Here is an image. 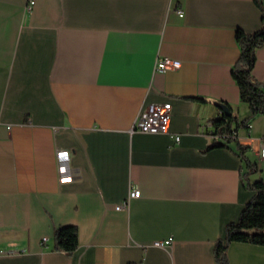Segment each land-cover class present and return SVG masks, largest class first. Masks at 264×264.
I'll return each instance as SVG.
<instances>
[{
	"label": "crops",
	"instance_id": "1",
	"mask_svg": "<svg viewBox=\"0 0 264 264\" xmlns=\"http://www.w3.org/2000/svg\"><path fill=\"white\" fill-rule=\"evenodd\" d=\"M262 25L255 0H0V264H218L254 195L237 141L258 162L250 180L264 179V113L250 116L232 74L237 28ZM160 56L182 65L158 72ZM252 73L264 81V44ZM221 102L248 118L230 143L211 125ZM151 105L178 142L135 128ZM67 224L73 253L55 249ZM229 258L264 264V245L232 242Z\"/></svg>",
	"mask_w": 264,
	"mask_h": 264
},
{
	"label": "trees",
	"instance_id": "2",
	"mask_svg": "<svg viewBox=\"0 0 264 264\" xmlns=\"http://www.w3.org/2000/svg\"><path fill=\"white\" fill-rule=\"evenodd\" d=\"M262 10L263 25L261 28L248 32L237 28L236 39L241 47V53L234 64L232 74L237 81L241 99L249 104L250 116L264 113V81L257 80L253 67L257 60V49L264 44V0H255ZM230 109L232 107L227 104ZM247 119L240 120L237 115L224 112L213 123L216 133L232 134L238 128L247 124ZM236 122L235 129L232 127ZM234 137H228L229 143ZM222 144V143H220ZM219 145L213 143L211 146ZM226 145V144H224ZM238 153L246 163L245 179L250 189L254 191L251 200L242 209L239 218L226 225L225 235L216 242L214 253L218 264H231L229 258V245L232 242H249L264 245V179L251 181L249 176L258 172V162L251 160L246 152L248 147L237 141ZM79 245V229L75 224L58 227L55 231V249L73 253Z\"/></svg>",
	"mask_w": 264,
	"mask_h": 264
},
{
	"label": "built area",
	"instance_id": "3",
	"mask_svg": "<svg viewBox=\"0 0 264 264\" xmlns=\"http://www.w3.org/2000/svg\"><path fill=\"white\" fill-rule=\"evenodd\" d=\"M179 14L181 16L184 15V10L179 9ZM182 61L177 58H172L170 56H160L155 64V70L158 72H166L169 69H176L181 67ZM214 127V124L211 123ZM251 127L252 124L249 123ZM135 128L145 132V133H171V136L175 139L176 142L180 140V134L170 132L169 128V116L167 111L155 105H151L148 109H146L138 118ZM214 133V132H213ZM215 134V133H214ZM237 131H234L232 134H222V136L227 137H236ZM217 135V134H215ZM57 161H58V169L60 173V179L63 182L71 181L74 178V174L71 170L70 166V157L71 152L67 148L57 150ZM257 156L260 161L264 160V138L261 143L260 149L257 151ZM140 190L139 189H132L130 196H139ZM129 200H124L123 202L116 205L118 209L128 207ZM48 238H44L46 242ZM173 242V238L170 237L166 240H158L155 241L154 244L157 246H170ZM12 250H2L1 253H10Z\"/></svg>",
	"mask_w": 264,
	"mask_h": 264
},
{
	"label": "water",
	"instance_id": "4",
	"mask_svg": "<svg viewBox=\"0 0 264 264\" xmlns=\"http://www.w3.org/2000/svg\"><path fill=\"white\" fill-rule=\"evenodd\" d=\"M220 106L226 113L230 114L232 112L230 107L227 104L221 102Z\"/></svg>",
	"mask_w": 264,
	"mask_h": 264
}]
</instances>
